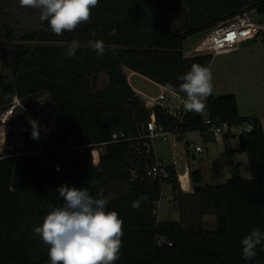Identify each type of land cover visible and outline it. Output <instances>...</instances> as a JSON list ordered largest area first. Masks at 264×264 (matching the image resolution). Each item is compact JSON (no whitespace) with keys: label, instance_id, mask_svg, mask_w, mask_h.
Segmentation results:
<instances>
[{"label":"trees","instance_id":"1","mask_svg":"<svg viewBox=\"0 0 264 264\" xmlns=\"http://www.w3.org/2000/svg\"><path fill=\"white\" fill-rule=\"evenodd\" d=\"M14 1L0 0V111L17 94L24 98V108L16 113L13 127L24 124L32 130L29 121L36 120L47 132L48 143L64 145L72 136L78 145L105 144L99 164L88 146L60 173L47 166L56 159L52 153L0 159V264H51L49 246L33 234V228L43 223L49 205L63 203L57 192L63 184L88 188L93 196L102 188L111 197L106 210L118 213L124 233L114 264H264V241L254 259L242 258V239L254 227L264 232L261 120L241 117L234 94L209 98L210 117L253 124L247 141H240L236 149L247 152L252 177L234 175L231 183L201 185L203 175L196 170L194 192L183 195L172 165L167 179L145 176L156 161L146 124L154 114L166 129L178 126L181 133L197 129L205 133L203 113L185 112L178 123L161 105L147 106L128 79L129 72H137L186 96L178 77L194 63L208 68L214 57L185 55L187 36L251 10L264 17V0H184V6L176 4L178 0H99L90 22L60 36L33 8L28 17L36 24L18 28L12 15ZM113 28L115 35H109ZM74 40L79 47L74 57H68L67 47ZM90 40H102L105 54L98 57ZM3 66H10L12 77ZM94 74H106V83L99 87L96 79L94 85ZM43 94L47 97L40 102ZM51 121H55L52 128ZM115 131L124 132L129 140L111 142ZM30 146L34 147L33 138ZM233 152L228 148L229 154ZM166 181L172 183L176 198H187L181 199L184 215L179 221L157 218ZM141 195L147 199L133 208L132 202ZM206 214L216 215V228H205Z\"/></svg>","mask_w":264,"mask_h":264},{"label":"rangeland","instance_id":"2","mask_svg":"<svg viewBox=\"0 0 264 264\" xmlns=\"http://www.w3.org/2000/svg\"><path fill=\"white\" fill-rule=\"evenodd\" d=\"M14 2L12 15L16 20V26L18 28L34 26L36 22L28 17L31 9L21 7L19 0ZM183 2L184 0H178L176 4L184 6ZM199 9L202 12V8ZM247 13L251 20L264 24V17L257 10H251ZM215 26L189 34L184 43L185 55L193 54L192 49L195 45ZM256 38L255 43L244 47L240 46L236 51L214 54L208 67L212 74V93L204 100L205 108L202 111L204 117L208 115L207 101L211 96L234 94L237 98L241 117H257L264 121L263 31ZM36 43L39 42H29V44ZM3 71L9 77H12L10 66H3ZM107 79L106 74H101L97 79V85L101 87L102 84L106 83ZM131 81L144 94L141 96L142 98L155 97L161 92L159 86L145 78L133 76ZM46 97L47 95L43 94L39 101H44ZM50 125L51 128L54 127L55 121H51ZM245 125L246 123L234 125L232 135L227 139L204 140L201 130L198 129L186 131L179 138L170 136L167 141L157 137L152 140L154 157L156 160L174 166L183 195L194 192L195 183L192 179V172L196 170H199L203 175L201 185L226 183L234 175L251 177L252 170L247 152L236 151L240 144L239 131ZM197 145L203 148V152H195L194 149ZM228 148L235 150V152L229 154ZM174 194L172 183L166 181L162 186L161 196L157 204V218L159 221H179L184 215L181 208V199L187 198L183 196L179 199ZM187 204L185 206H188ZM217 223L216 215L206 214L204 216L205 228H216Z\"/></svg>","mask_w":264,"mask_h":264},{"label":"clouds","instance_id":"3","mask_svg":"<svg viewBox=\"0 0 264 264\" xmlns=\"http://www.w3.org/2000/svg\"><path fill=\"white\" fill-rule=\"evenodd\" d=\"M99 0H19L23 8L38 9L41 21H47L51 31L62 35L71 32L78 25L90 22L92 9ZM113 28L109 35H115ZM96 35L93 30L92 36ZM89 46L97 56L105 54L102 40H90ZM79 47L72 41L65 55L74 57ZM183 81L179 87L186 94L183 109L187 113H200L205 108L204 100L212 93V74L209 68L192 64L190 70L178 77ZM169 93L172 85H167ZM31 136L39 140L40 132L36 120L29 121ZM251 131V129H249ZM58 196L63 198L59 206L49 205L50 211L40 226L33 228V234L49 246L48 256L51 264H114L120 258L123 221L116 211H107L110 196L104 195L100 188L93 196L88 188L69 187L63 184L57 188ZM146 195L139 196L131 204L138 209ZM264 241V232L254 227L242 239V258L252 260L257 256L256 248ZM264 251V247L261 248Z\"/></svg>","mask_w":264,"mask_h":264},{"label":"built area","instance_id":"4","mask_svg":"<svg viewBox=\"0 0 264 264\" xmlns=\"http://www.w3.org/2000/svg\"><path fill=\"white\" fill-rule=\"evenodd\" d=\"M249 12V11H247ZM244 12L231 19L222 21L216 25L193 49L192 53H213L219 54L224 52L236 51L240 44L248 39L257 37L260 32L264 31V24L251 20L248 13ZM146 105L153 107L161 105L173 114L178 123L182 122L184 116L183 103L186 96L181 92L174 90L169 93L167 88L162 86L161 92L155 97H144ZM24 98L14 94L2 111H0V159L5 157H20L29 154L46 155L52 153L56 156L54 163L48 164V168H54L57 173L63 169V165L74 156H82L86 152V147L91 146V154L95 164H99L101 154L104 150V144L78 145L74 142L72 136L67 137V144L58 145L55 142H47V132L39 126L40 138L34 139V147L30 146L32 130L24 124L13 127L12 123L16 113L24 108ZM228 121H223L218 117L207 115L203 119V128L205 134L211 138H222L226 134H232L233 126ZM148 131L146 137L151 140L161 137L167 141L170 136L179 138L182 133L178 126L172 129H166L156 121V116L152 114L146 124ZM251 129V131H249ZM253 131V124L247 122L239 131V135H249ZM129 140L124 132L115 131L112 133L111 142ZM195 152H202L200 145L195 146ZM168 164L156 160L146 170V177L167 179L169 177ZM172 244V243H170Z\"/></svg>","mask_w":264,"mask_h":264},{"label":"crops","instance_id":"5","mask_svg":"<svg viewBox=\"0 0 264 264\" xmlns=\"http://www.w3.org/2000/svg\"><path fill=\"white\" fill-rule=\"evenodd\" d=\"M35 19H32V21H34ZM133 76H139V77H142V78H145V79H147V80H149V81H151V82H153L152 80H150V79H148V78H146L145 76H143V75H141V74H139V73H137V72H129V74H128V79H129V82L131 83V85H132V87L134 88V90L140 95L141 94V96L142 95H144V94H142L134 85H133V83H132V81H131V79H132V77ZM100 76H98V78H99ZM97 78V79H98ZM153 83H155V82H153ZM157 86H159V88H161L162 87V85H160V84H157V83H155ZM144 98V97H143ZM261 122H262V125H263V128H264V121H262L261 120ZM201 134H202V138L204 139V140H208V139H214V138H211V137H209L207 134H205V133H202L201 132ZM232 135V134H231ZM246 138V141H247V135H244ZM225 137H228V136H224V137H222V138H224L225 139ZM227 139V138H226ZM239 147V146H238ZM203 152V151H202ZM193 156H194V158H195V155L193 154ZM248 161H249V157H248ZM169 165H171V164H169ZM173 166V165H172ZM174 167V166H173ZM175 171H176V169H175ZM238 176V175H237ZM242 177V176H241ZM251 178V177H246V176H243V178Z\"/></svg>","mask_w":264,"mask_h":264},{"label":"water","instance_id":"6","mask_svg":"<svg viewBox=\"0 0 264 264\" xmlns=\"http://www.w3.org/2000/svg\"><path fill=\"white\" fill-rule=\"evenodd\" d=\"M256 40H257L256 37L251 38V39H248V40H245V41H243V42L240 44V46L244 47V46L251 45V44L255 43ZM97 78H98V74H94V75H93V78H92V81H93V84H94V85H95V82H96V79H97ZM211 97H213V96H211ZM211 97H210V98H211ZM226 136H228V134H226ZM239 140L242 141V143H243L244 141H246L245 136H244V135H239ZM233 181H234V177H231V178L228 179L227 182H228V183H231V182H233Z\"/></svg>","mask_w":264,"mask_h":264}]
</instances>
